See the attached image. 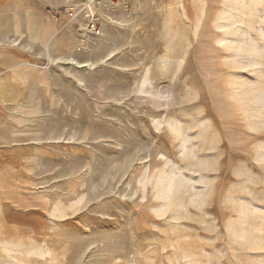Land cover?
Here are the masks:
<instances>
[{"label":"rangeland","instance_id":"374dc122","mask_svg":"<svg viewBox=\"0 0 264 264\" xmlns=\"http://www.w3.org/2000/svg\"><path fill=\"white\" fill-rule=\"evenodd\" d=\"M14 1L0 264H264V0Z\"/></svg>","mask_w":264,"mask_h":264},{"label":"built area","instance_id":"2783aa9c","mask_svg":"<svg viewBox=\"0 0 264 264\" xmlns=\"http://www.w3.org/2000/svg\"><path fill=\"white\" fill-rule=\"evenodd\" d=\"M134 2H137V0H86V2L83 3V5L84 6H94V5L103 4V5H109V6L117 8V7H127L131 5V3H134ZM90 22H91L89 24L90 32L93 35H98L100 33L99 25L93 19H90Z\"/></svg>","mask_w":264,"mask_h":264},{"label":"crops","instance_id":"0c3cea01","mask_svg":"<svg viewBox=\"0 0 264 264\" xmlns=\"http://www.w3.org/2000/svg\"><path fill=\"white\" fill-rule=\"evenodd\" d=\"M0 1H4V0H0ZM25 3H27V5H30V3H29V1H31V5H35L34 4V1L33 0H23ZM14 3H15V5H17L18 6V4L19 5H23V4H20L19 3V0H15L14 1ZM52 2H51V0H49L48 2H42V5H49V4H51ZM24 6V5H23ZM1 15V14H0ZM3 37V33H2V31L0 30V38H2Z\"/></svg>","mask_w":264,"mask_h":264}]
</instances>
